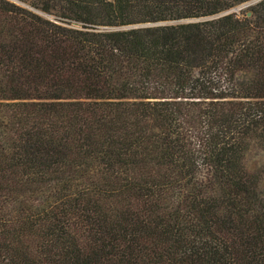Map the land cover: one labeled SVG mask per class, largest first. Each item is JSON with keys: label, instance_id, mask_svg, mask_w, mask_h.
<instances>
[{"label": "trees", "instance_id": "16d2710c", "mask_svg": "<svg viewBox=\"0 0 264 264\" xmlns=\"http://www.w3.org/2000/svg\"><path fill=\"white\" fill-rule=\"evenodd\" d=\"M247 1L0 0V264H264Z\"/></svg>", "mask_w": 264, "mask_h": 264}, {"label": "rangeland", "instance_id": "374dc122", "mask_svg": "<svg viewBox=\"0 0 264 264\" xmlns=\"http://www.w3.org/2000/svg\"><path fill=\"white\" fill-rule=\"evenodd\" d=\"M242 8H238L234 11L237 12L239 11V9H242ZM249 161L253 169L259 168L263 170L264 169V151L260 149L251 151L249 155Z\"/></svg>", "mask_w": 264, "mask_h": 264}, {"label": "water", "instance_id": "95a60500", "mask_svg": "<svg viewBox=\"0 0 264 264\" xmlns=\"http://www.w3.org/2000/svg\"><path fill=\"white\" fill-rule=\"evenodd\" d=\"M256 1L258 0H250V1H247L245 3H242L238 6H235L233 8H230V9H227V10H224L214 16H220V15H224V14H227V13H230V12H233L234 10L238 9V8H242V7H246V6H249L253 3H255ZM247 15H250V11L247 12ZM193 20H197V19H187L186 21H193ZM161 23H165V22H157V23H153V24H161ZM143 25H146V24H143Z\"/></svg>", "mask_w": 264, "mask_h": 264}]
</instances>
